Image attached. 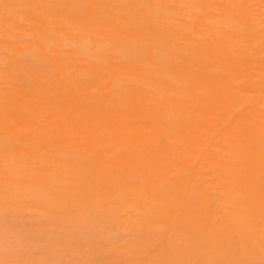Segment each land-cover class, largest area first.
<instances>
[{
    "label": "bare ground",
    "instance_id": "bare-ground-1",
    "mask_svg": "<svg viewBox=\"0 0 264 264\" xmlns=\"http://www.w3.org/2000/svg\"><path fill=\"white\" fill-rule=\"evenodd\" d=\"M0 208V264H264V0H0Z\"/></svg>",
    "mask_w": 264,
    "mask_h": 264
},
{
    "label": "rangeland",
    "instance_id": "rangeland-1",
    "mask_svg": "<svg viewBox=\"0 0 264 264\" xmlns=\"http://www.w3.org/2000/svg\"><path fill=\"white\" fill-rule=\"evenodd\" d=\"M12 212L5 211L0 208V224L9 223L8 219ZM206 227H210L213 221L210 218H205ZM231 245L235 249H239L244 252L242 244L238 236L231 237ZM163 257L155 258L153 260L156 264H237V261L230 253L217 252L214 249L207 248H185L181 246L168 245L166 253H162ZM253 262H256L257 258L251 257ZM145 261H137L133 264H145Z\"/></svg>",
    "mask_w": 264,
    "mask_h": 264
}]
</instances>
